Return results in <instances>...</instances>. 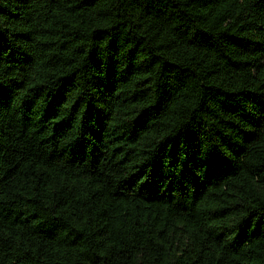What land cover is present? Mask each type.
<instances>
[{
  "label": "trees",
  "instance_id": "trees-1",
  "mask_svg": "<svg viewBox=\"0 0 264 264\" xmlns=\"http://www.w3.org/2000/svg\"><path fill=\"white\" fill-rule=\"evenodd\" d=\"M0 264H264V0H0Z\"/></svg>",
  "mask_w": 264,
  "mask_h": 264
}]
</instances>
